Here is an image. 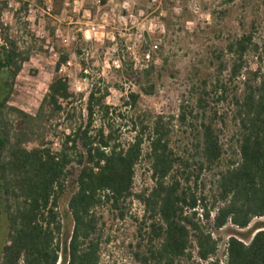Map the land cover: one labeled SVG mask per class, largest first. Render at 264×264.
<instances>
[{
	"label": "trees",
	"instance_id": "1",
	"mask_svg": "<svg viewBox=\"0 0 264 264\" xmlns=\"http://www.w3.org/2000/svg\"><path fill=\"white\" fill-rule=\"evenodd\" d=\"M16 2L25 9L26 1ZM3 8L5 3L0 6V264H98L103 226L98 210L122 220L132 199L142 211L133 254L140 264H220L215 257L220 239L212 231L226 225L243 230L264 219V43H254L251 31L225 45L228 63L221 52L214 55L217 76L207 86L201 82L192 107L178 106L176 121L194 132L185 157L171 149L161 116L148 119L135 111L137 93L129 92L122 102L132 112L133 135L126 143L119 141L115 120L122 115L105 104L106 88L91 85L82 116L81 94L74 95L57 74L67 60L62 52L34 113L10 105L32 46L20 47L10 35ZM248 54L255 58L253 69ZM223 71L226 76L219 79ZM142 72L145 85L137 82L139 91L150 95L151 68ZM141 162L152 185L133 193ZM67 191L71 229L58 262L57 205ZM249 234L247 242L227 237L222 264H264V221L254 222L243 236Z\"/></svg>",
	"mask_w": 264,
	"mask_h": 264
},
{
	"label": "rangeland",
	"instance_id": "2",
	"mask_svg": "<svg viewBox=\"0 0 264 264\" xmlns=\"http://www.w3.org/2000/svg\"><path fill=\"white\" fill-rule=\"evenodd\" d=\"M24 1L25 9L19 10L21 5L16 0H0V6L5 3L2 21L8 25L10 35L20 47L32 46L28 61L14 81L10 105L34 113L54 76L56 57L62 52L69 64L57 74L67 79L74 95L81 94V110L90 85L106 88L105 103L122 115L121 121L115 120L121 129L119 141L126 143L133 135L129 129L132 112L122 104L123 92L137 93L135 111L148 119L161 116L169 127L171 149L185 157L190 153L194 132L176 121L178 106L182 103L192 107L201 82L207 86L217 76L216 53L221 52L223 62L228 63V42L251 31L254 43H264V0H61L55 4L51 0ZM44 6H49L47 13L41 12ZM90 24L98 25L94 35L85 32ZM254 61L250 54L246 56L250 69L255 67ZM149 68L152 93L146 95L139 91L137 82L145 85L142 70ZM225 76L223 71L219 79ZM218 109L223 106L218 105ZM229 132L227 125L220 136L222 143ZM145 146L144 143V150ZM202 179L206 183L208 176ZM151 185L147 166L141 162L135 167L132 192L139 193ZM68 195L65 192L57 205L62 225L58 262L65 254L71 229L66 208ZM98 214L103 222L98 264H140L133 255L138 250L140 204L132 199L122 220L113 219L104 208ZM257 221L264 219L252 220L243 230L226 225L212 231L220 239L215 257L222 259V243L230 234L247 242L251 234H243ZM3 232L0 217V246Z\"/></svg>",
	"mask_w": 264,
	"mask_h": 264
},
{
	"label": "built area",
	"instance_id": "3",
	"mask_svg": "<svg viewBox=\"0 0 264 264\" xmlns=\"http://www.w3.org/2000/svg\"><path fill=\"white\" fill-rule=\"evenodd\" d=\"M48 11H49V6H44V8L41 10L42 13H47ZM97 26H98V25L90 24V25H88V28H87L88 30L85 31V32H88V31H89L91 34L94 35V34L96 33ZM152 48L155 49L156 46L153 45ZM49 50L51 51V49H49ZM52 55L55 56V53L53 52ZM56 59H57V57H56ZM55 61H56V60H55ZM68 64H69V62L66 60V62H65L63 65H61V66L59 67V70H60L61 67L65 66V65H68ZM59 70H58V71H59ZM90 87H91V85H90ZM88 91H89V90H88ZM129 92H132V91H124V92H123V94H124L123 96H124V99H125V100H126V95H127ZM86 95H87V94H86ZM85 97H86V96H85ZM84 99H85V98H84ZM105 104H107V103H105ZM107 105H108V104H107ZM109 106H110V105H109ZM81 111L84 112L83 109H82ZM83 114H84V113H83ZM211 235H212V234H211ZM212 236H213V235H212ZM226 239H227V237L224 239V241H223V243H222V259H221V260L219 259V263H220V264H222V261H223V259H224V254H223V253H224V247H225V240H226Z\"/></svg>",
	"mask_w": 264,
	"mask_h": 264
}]
</instances>
